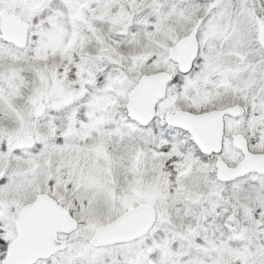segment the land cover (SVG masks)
Segmentation results:
<instances>
[{
  "label": "snow or ice",
  "instance_id": "1",
  "mask_svg": "<svg viewBox=\"0 0 264 264\" xmlns=\"http://www.w3.org/2000/svg\"><path fill=\"white\" fill-rule=\"evenodd\" d=\"M0 264H264V0H0Z\"/></svg>",
  "mask_w": 264,
  "mask_h": 264
}]
</instances>
